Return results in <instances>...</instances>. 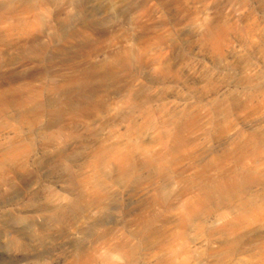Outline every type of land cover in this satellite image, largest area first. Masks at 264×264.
<instances>
[{"label": "rangeland", "instance_id": "374dc122", "mask_svg": "<svg viewBox=\"0 0 264 264\" xmlns=\"http://www.w3.org/2000/svg\"><path fill=\"white\" fill-rule=\"evenodd\" d=\"M11 1L0 264H264V0Z\"/></svg>", "mask_w": 264, "mask_h": 264}, {"label": "bare ground", "instance_id": "6f19581e", "mask_svg": "<svg viewBox=\"0 0 264 264\" xmlns=\"http://www.w3.org/2000/svg\"><path fill=\"white\" fill-rule=\"evenodd\" d=\"M6 3L4 5L5 8H10L13 4V2L11 0H5ZM73 1V0H71ZM35 2V0L33 1V3ZM29 17V16H28ZM39 18L36 17V20L37 22L39 21L38 20ZM28 20V19H27ZM85 20V19H84ZM85 22V21H84ZM59 24V23H58ZM92 24L89 22H86L83 24V28L84 29H90L92 28ZM77 36V33H73L70 37H75ZM64 38H66V36H64ZM23 45L21 46V49L22 48H33V47H37V46H40L41 42L39 41V39H33L31 41H28L26 43H22ZM17 46V45H16ZM41 47V46H40ZM8 49L10 50H13V47L11 46H8ZM14 49H16L14 47ZM17 50V49H16ZM14 51V50H13ZM133 58V55L132 53H127L126 56H125V62L126 63H129L131 62ZM11 82V81H10ZM3 83H0V112H2L6 106L9 105V102H8V91L7 90H3ZM8 89V88H7ZM11 106V105H10ZM37 110H39V108H37ZM66 110L70 111V112H73L74 114H78L80 116H93V115H97L99 113V109L98 107H83L81 104H77L75 102H71V101H67L65 104H62V103H54L52 105H50V113L51 115L54 117V119L60 121L62 120L65 115H66ZM77 112V113H76ZM23 113V112H22ZM3 115V114H2ZM5 147V146H4ZM130 154H127L125 156V161H129V158H130ZM4 184H7V181L6 180H0V186L4 185ZM102 203V202H101ZM100 203V204H101ZM99 204V205H100ZM102 205V204H101ZM100 205V206H101ZM89 208H91V205L90 204H87L85 203L83 200H78V201H75L72 206H71V211L75 214V213H84L86 210H88ZM103 208V207H101ZM100 208V209H101ZM63 218L64 217H59V216H54L52 219L54 222H62L63 221ZM21 221H23V219H21Z\"/></svg>", "mask_w": 264, "mask_h": 264}]
</instances>
